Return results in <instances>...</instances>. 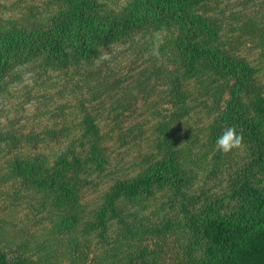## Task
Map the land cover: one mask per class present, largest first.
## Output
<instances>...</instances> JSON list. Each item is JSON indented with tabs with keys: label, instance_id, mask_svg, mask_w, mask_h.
I'll list each match as a JSON object with an SVG mask.
<instances>
[{
	"label": "trees",
	"instance_id": "trees-1",
	"mask_svg": "<svg viewBox=\"0 0 264 264\" xmlns=\"http://www.w3.org/2000/svg\"><path fill=\"white\" fill-rule=\"evenodd\" d=\"M230 1L44 0L43 5L23 15L24 23L19 27L0 31V94L3 80L29 61L39 60L43 70L68 73L75 69L78 74L84 66L101 62L104 53L122 44H136L138 39L147 46L161 44L165 71L174 65L168 83V91L174 94V111L154 125L156 131L150 138L158 155L138 176L112 188L100 215L103 219L107 211L121 217L116 210L118 202L150 209L157 194L181 193L188 182L186 160L190 156L177 150L179 143L172 135L173 126L191 111L188 93L183 89L189 81H202L229 90L224 110L210 124L201 151L215 168L229 161L238 150L223 154L216 149V140L225 128L235 126L244 137L246 159L254 170L249 168L230 182L222 200H207L210 204H204L206 211H191L198 201L184 205L183 215L139 227L129 237L132 245L126 250L114 247L107 258L97 256L96 264L98 259L101 264H264V176H258L264 161V91L257 82L258 72L243 58L221 56L213 47L221 41L223 30V20L217 18L216 10ZM242 1L264 4V0ZM52 5L56 11L49 9ZM84 124L88 127L84 137L90 145L87 160L103 165L99 126L92 115ZM49 131V137L56 140L64 135L63 129ZM14 140L17 145L19 139L14 136ZM71 150L54 166L42 154L17 155L7 161V171L0 179L1 205L37 210L47 216L52 227L40 235V240L35 234L23 240H0V264H59L63 258H73L72 263L78 264L87 260L84 248L92 232L81 229L84 182L76 176L78 171L71 173L74 166L66 168L71 165L67 161ZM74 163L81 166L77 157ZM123 203L118 207L124 213ZM149 240L154 241L153 250L145 244ZM122 253L127 257L120 258ZM173 253L174 262L163 258Z\"/></svg>",
	"mask_w": 264,
	"mask_h": 264
},
{
	"label": "rangeland",
	"instance_id": "rangeland-1",
	"mask_svg": "<svg viewBox=\"0 0 264 264\" xmlns=\"http://www.w3.org/2000/svg\"><path fill=\"white\" fill-rule=\"evenodd\" d=\"M43 2L0 0V31L19 27L24 23L23 15ZM255 3L247 4L242 0L221 3L216 13L220 16L217 18L223 20V30L221 41L213 47L221 56L243 58L258 72L257 82L264 91V4L257 3L256 6ZM49 9L57 10L53 5ZM143 44V39L136 40V44H122L116 50L104 53L102 57L107 58L96 65L78 70V74L75 69L68 73L43 70L39 60H32L19 65L3 80L0 179L7 171V161L17 155L34 157L42 154L54 166L65 159L68 149H72L67 159L71 165L65 167L74 166L71 173L78 171L76 176L84 182L81 196L85 213L81 229L92 232L86 246L83 244L84 257L88 258L78 264H96L97 256L107 258L114 247L121 246V250H126L133 242L129 237L139 227L155 224L161 218L183 215L182 206H191L193 201L198 202L191 208L192 212L202 208L206 211L204 204L209 203L207 200H222L230 182L245 170H254L246 159L244 147L216 168L209 158L204 157L201 150L208 139V128L224 110L229 90L219 85L210 86L207 82L189 81L183 90L188 93L191 111L173 126L172 135L178 140L177 150L183 156L187 151L190 156L186 160V186L178 195H172L173 191L171 194H157L150 209L118 202V206L123 203L127 208L123 213L120 207H116L120 218L111 211L105 213L104 219L100 216L112 188L121 181L138 176L158 155V151L151 147L154 139L150 140L156 131L154 125L174 111V94L168 91V83L169 71H174L175 67L170 64L167 71L163 69L166 61L159 42L150 46ZM157 44L159 56L153 55ZM90 115L103 136L99 141L105 158L103 165L87 160L90 145L88 138L84 137L88 128L84 122ZM62 129L64 135L59 140L50 138L47 133ZM36 135L40 137L35 139ZM14 136L19 139L17 145ZM194 141L195 145L191 146ZM76 157L81 161L80 167L74 163ZM58 168L63 171L62 166ZM258 176H264V161L259 166ZM0 209L1 241L23 240L31 234L40 240V235L52 227L45 214L32 208H9L0 203ZM89 226L92 230L86 229ZM145 244L153 250L154 241ZM122 255L120 258L127 257ZM163 258L174 262L176 257L173 253ZM72 259L63 258L59 264H77L72 263ZM97 264H101L99 259Z\"/></svg>",
	"mask_w": 264,
	"mask_h": 264
},
{
	"label": "clouds",
	"instance_id": "clouds-1",
	"mask_svg": "<svg viewBox=\"0 0 264 264\" xmlns=\"http://www.w3.org/2000/svg\"><path fill=\"white\" fill-rule=\"evenodd\" d=\"M157 39L159 37L157 36ZM158 44L153 49V55L159 56ZM107 57H102V59ZM244 137L238 133L235 126L227 127L216 140V149L223 154L232 153L234 150H241L244 146Z\"/></svg>",
	"mask_w": 264,
	"mask_h": 264
}]
</instances>
